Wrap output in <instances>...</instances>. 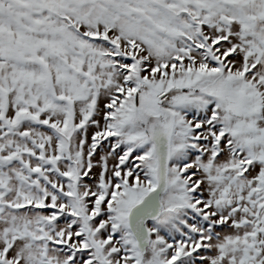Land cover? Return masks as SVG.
Listing matches in <instances>:
<instances>
[{
	"label": "snow or ice",
	"instance_id": "obj_1",
	"mask_svg": "<svg viewBox=\"0 0 264 264\" xmlns=\"http://www.w3.org/2000/svg\"><path fill=\"white\" fill-rule=\"evenodd\" d=\"M0 264H264V0H0Z\"/></svg>",
	"mask_w": 264,
	"mask_h": 264
}]
</instances>
